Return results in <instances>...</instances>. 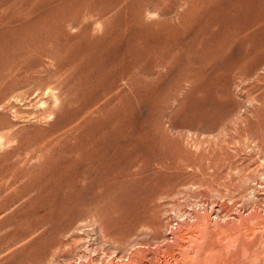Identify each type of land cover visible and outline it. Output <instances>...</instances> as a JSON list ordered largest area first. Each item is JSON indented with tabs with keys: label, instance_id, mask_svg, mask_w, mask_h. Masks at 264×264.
<instances>
[{
	"label": "rangeland",
	"instance_id": "1",
	"mask_svg": "<svg viewBox=\"0 0 264 264\" xmlns=\"http://www.w3.org/2000/svg\"><path fill=\"white\" fill-rule=\"evenodd\" d=\"M136 1L0 0V264H264V0Z\"/></svg>",
	"mask_w": 264,
	"mask_h": 264
},
{
	"label": "bare ground",
	"instance_id": "2",
	"mask_svg": "<svg viewBox=\"0 0 264 264\" xmlns=\"http://www.w3.org/2000/svg\"><path fill=\"white\" fill-rule=\"evenodd\" d=\"M130 1H131V0H130ZM132 1H133V0H132ZM138 1H139V0H137L135 3H137ZM140 1H143V0H140ZM158 1H160V0H158ZM158 1H156V0H149V1H146V0H145V1L140 2V3L142 4L143 7L145 6L144 8H146V6H149V5H151L153 8H154V7L157 8V6H158V7L160 6ZM192 1H193V0H192ZM206 1H208V0H206ZM176 2H177V1H176ZM118 3H119V1H118ZM135 3H134V4H135ZM193 3L195 4V1H194ZM122 4H123V3H122ZM127 4H128V3H127ZM127 4H126V5H127ZM129 4H130V6H131V2H130ZM134 4H133V5H134ZM172 4H173V3H172ZM135 5H138V4H135ZM135 5H134V6H135ZM139 6H140V5H139ZM139 6L137 7L138 9L136 8L137 11H138L139 9H141V7H139ZM195 6H196V5H195ZM123 7H124V5H123ZM132 7H133V6H132ZM135 7H136V6H135ZM173 7H174V6H173ZM121 8H122V7H121ZM126 8H127L126 10H128L129 7H126ZM148 8H150V7H148ZM153 8H152V9H153ZM156 8H154V10H155ZM166 8H167V7H166ZM129 9H130V8H129ZM142 9H143V8H142ZM142 9H141V10H142ZM122 10H123V9H122ZM122 10H121V11H122ZM147 10H148V9H147ZM147 10H146V11H147ZM157 10H158V9H157ZM130 11H131V10H130ZM132 11H133V10H132ZM168 11H169V10H168ZM125 12H126V11H125ZM127 12H128V11H127ZM140 12H141V11H140ZM129 13H130V12H129ZM138 13H139V11H138ZM161 13H162V12H161ZM173 13H174V12H173ZM122 14H123V13H122ZM122 14H121V15H122ZM140 14H141V13H140ZM138 16H140V15H138ZM134 17H135V16H134ZM125 18H126V17H125ZM132 18H133V17H132ZM135 18H136V17H135ZM127 20H128V19H127ZM136 20H137V18H136ZM131 21H132V20H131ZM131 21H130V23H132L134 20H133L132 22H131ZM124 22H125V21H124ZM135 23H136V22H135ZM124 24H125V23H124ZM133 24H134V23H133ZM126 26H127V25H126ZM128 28H129V26H128ZM243 40H244V39H243ZM245 40H246V39H245ZM26 97H27V96H26ZM36 97H37V96H36ZM91 106H92V105H91ZM88 108H89V106H88ZM91 108H92V110H94V106H92ZM92 110H91V111H92ZM98 110H99V109H98ZM85 111H86V110H85ZM88 111H89V109H88ZM88 111H86L85 113H83L84 115L81 113L82 116H81V115L78 116V118L80 119L79 122H82V123H83V121L87 118V116H89V115L92 116ZM91 111H90V112H91ZM75 114H76V113H75ZM100 115H101V114H100ZM74 116H75V115H74ZM94 116H96V115H94ZM74 118H75V117H74ZM78 118H77V119H78ZM72 120H73V119H72ZM73 121H74V120H73ZM73 121H71V122H73ZM85 121H87V120H85ZM74 122H75V121H74ZM77 122H78V121H77ZM79 125H80V123H77V125H76V123H75V126H79ZM70 126H71V125H70ZM85 159H86V158H85ZM78 172H79V171H78ZM109 180H110V179H109ZM234 209H235V208H234ZM197 214H198V212H197ZM184 215H185V214H184ZM189 215H190V214H189ZM182 216H183V214H182ZM182 216H181V217H182ZM194 216H195V215H194ZM195 218H196V216H195ZM180 219H181V218H179V220H180ZM186 219H187V218H186ZM186 219H185V220H186ZM216 219H217V216H216ZM177 220H178V219H177ZM183 220H184V219H183ZM187 220H188V219H187ZM194 220H195V219H194ZM194 220H192V221H194ZM188 221L190 222V220H188ZM188 221H187V222H188ZM181 222H182V220H181ZM183 222H184V221H183ZM194 222H195V221H194ZM178 223H179V222H178ZM184 223H186V222H184ZM201 223H202V222H201ZM175 224H176V223H175ZM186 224H187V223H186ZM186 224H185V225H186ZM194 224H195V223H194ZM176 225H177V224H176ZM176 225H174V226H176ZM182 225H183V223H182ZM187 225H188V224H187ZM169 226H170V225H169ZM178 226H179V225H178ZM178 226H176V227H178ZM183 226H184V225H183ZM179 227H180V226H179ZM180 228H181V227H180ZM180 228H179V229H180ZM174 229H175V227H174ZM177 229H178V228H177ZM177 229H176V230H177ZM176 230H175V232H176ZM220 230H221V229H220ZM171 231H172L173 233H171V232H167V235H170V236L173 238V237H174V231H173V230H171ZM175 234H176V233H175ZM200 234H201V233H200ZM164 235H165V234H164ZM204 236H205V235H204ZM188 237H189V236H188ZM188 237L186 236V237H184V238H187V239H188ZM175 239H177V237H176ZM175 239L173 238V240H175ZM208 239H209V238H208ZM166 240H167V239H166ZM173 240H172V241H173ZM177 241H178V240H177ZM169 242H170V241H169ZM179 242H180V241H179ZM206 242H207V241H206ZM167 243H168V241H167ZM171 243H172V242H171ZM188 243H189V242H187V244H188ZM208 243H210V242H207V244H208ZM169 244H170V243H169ZM170 245H172V244H170ZM203 245H204V244H203ZM209 245H210V244H209ZM201 247H202V246H201ZM78 251H79V250H78ZM185 252H186V251H185ZM194 252H195V251H194ZM195 253H196V252H195ZM197 253H198V251H197ZM77 254H78V253H77ZM185 255H186V254H185ZM140 257H141V255H140ZM83 258H84V257H82V259H83ZM109 258H110V257H108L107 260L105 259V260H106L105 263L102 262V263H100V264H127V263L129 262V260H131V259H129L130 257H129V258H126L125 261H123L124 258H122V259H120V258H115V261H114V258H110V259H109ZM85 259H86V258H85ZM153 260H154V259H153ZM86 261H87V260H86ZM134 261H135V260H134ZM68 262H69V261H68ZM84 262H85V261H84ZM87 262H88V261H87ZM89 262H90V261H89ZM89 262H88V264H89ZM130 262H131V261H130ZM68 264H69V263H68ZM90 264H92V262H91Z\"/></svg>",
	"mask_w": 264,
	"mask_h": 264
}]
</instances>
